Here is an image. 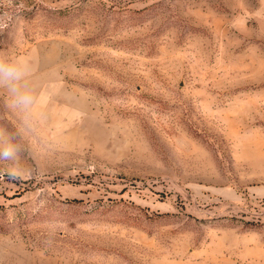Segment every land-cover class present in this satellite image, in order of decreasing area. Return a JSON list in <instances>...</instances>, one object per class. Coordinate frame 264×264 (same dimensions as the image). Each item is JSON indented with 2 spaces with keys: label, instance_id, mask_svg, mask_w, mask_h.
Instances as JSON below:
<instances>
[{
  "label": "rangeland",
  "instance_id": "374dc122",
  "mask_svg": "<svg viewBox=\"0 0 264 264\" xmlns=\"http://www.w3.org/2000/svg\"><path fill=\"white\" fill-rule=\"evenodd\" d=\"M0 54V264H264V0H0Z\"/></svg>",
  "mask_w": 264,
  "mask_h": 264
},
{
  "label": "clouds",
  "instance_id": "9594fccd",
  "mask_svg": "<svg viewBox=\"0 0 264 264\" xmlns=\"http://www.w3.org/2000/svg\"><path fill=\"white\" fill-rule=\"evenodd\" d=\"M28 71L29 63L25 58L0 54V87L8 91L11 107L25 112L31 110L36 103V94L22 83ZM27 130V125L22 124L17 134ZM21 151V145L11 137L0 140V160L12 162L7 170L10 178H18L22 174L18 166Z\"/></svg>",
  "mask_w": 264,
  "mask_h": 264
}]
</instances>
